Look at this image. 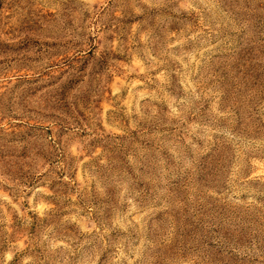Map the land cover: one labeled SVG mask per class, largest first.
Returning <instances> with one entry per match:
<instances>
[{
	"label": "rangeland",
	"instance_id": "obj_1",
	"mask_svg": "<svg viewBox=\"0 0 264 264\" xmlns=\"http://www.w3.org/2000/svg\"><path fill=\"white\" fill-rule=\"evenodd\" d=\"M264 264V0H0V264Z\"/></svg>",
	"mask_w": 264,
	"mask_h": 264
},
{
	"label": "clouds",
	"instance_id": "obj_2",
	"mask_svg": "<svg viewBox=\"0 0 264 264\" xmlns=\"http://www.w3.org/2000/svg\"><path fill=\"white\" fill-rule=\"evenodd\" d=\"M13 259L12 253H6L5 254V264H8L9 261ZM27 264V262H25Z\"/></svg>",
	"mask_w": 264,
	"mask_h": 264
}]
</instances>
